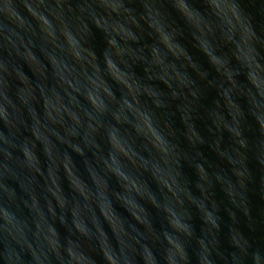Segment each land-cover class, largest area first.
I'll list each match as a JSON object with an SVG mask.
<instances>
[{
    "label": "clouds",
    "instance_id": "9594fccd",
    "mask_svg": "<svg viewBox=\"0 0 264 264\" xmlns=\"http://www.w3.org/2000/svg\"><path fill=\"white\" fill-rule=\"evenodd\" d=\"M0 264H264V0H0Z\"/></svg>",
    "mask_w": 264,
    "mask_h": 264
},
{
    "label": "water",
    "instance_id": "95a60500",
    "mask_svg": "<svg viewBox=\"0 0 264 264\" xmlns=\"http://www.w3.org/2000/svg\"><path fill=\"white\" fill-rule=\"evenodd\" d=\"M217 198H221V194L217 193ZM131 207V205H129Z\"/></svg>",
    "mask_w": 264,
    "mask_h": 264
}]
</instances>
